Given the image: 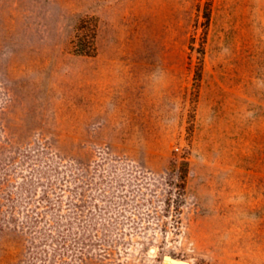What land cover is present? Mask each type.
<instances>
[{
    "label": "rangeland",
    "instance_id": "obj_1",
    "mask_svg": "<svg viewBox=\"0 0 264 264\" xmlns=\"http://www.w3.org/2000/svg\"><path fill=\"white\" fill-rule=\"evenodd\" d=\"M168 253L264 264V0H0V264Z\"/></svg>",
    "mask_w": 264,
    "mask_h": 264
},
{
    "label": "water",
    "instance_id": "obj_2",
    "mask_svg": "<svg viewBox=\"0 0 264 264\" xmlns=\"http://www.w3.org/2000/svg\"><path fill=\"white\" fill-rule=\"evenodd\" d=\"M155 248H150V251L152 252V253H155L156 252V250H154ZM162 259H163V261H165V260H170L172 263H174V264H190L189 263V261L188 260H186L185 258H181V257H179L178 255H175V254H173V253H168V254H164L163 256H162Z\"/></svg>",
    "mask_w": 264,
    "mask_h": 264
},
{
    "label": "bare ground",
    "instance_id": "obj_3",
    "mask_svg": "<svg viewBox=\"0 0 264 264\" xmlns=\"http://www.w3.org/2000/svg\"><path fill=\"white\" fill-rule=\"evenodd\" d=\"M166 261V263H172L170 260H165ZM172 264H174V263H172Z\"/></svg>",
    "mask_w": 264,
    "mask_h": 264
},
{
    "label": "trees",
    "instance_id": "obj_4",
    "mask_svg": "<svg viewBox=\"0 0 264 264\" xmlns=\"http://www.w3.org/2000/svg\"><path fill=\"white\" fill-rule=\"evenodd\" d=\"M80 259H81V260H83V258H82V257H80Z\"/></svg>",
    "mask_w": 264,
    "mask_h": 264
}]
</instances>
